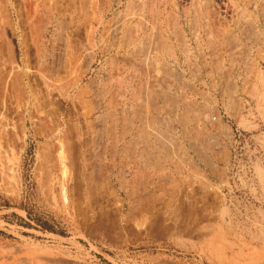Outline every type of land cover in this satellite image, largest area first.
I'll return each mask as SVG.
<instances>
[{"label": "rangeland", "instance_id": "rangeland-1", "mask_svg": "<svg viewBox=\"0 0 264 264\" xmlns=\"http://www.w3.org/2000/svg\"><path fill=\"white\" fill-rule=\"evenodd\" d=\"M115 94L124 140L128 103L199 143L225 111L234 158L206 172L226 194L115 167ZM37 254L264 264V0H0V264Z\"/></svg>", "mask_w": 264, "mask_h": 264}, {"label": "built area", "instance_id": "built-area-1", "mask_svg": "<svg viewBox=\"0 0 264 264\" xmlns=\"http://www.w3.org/2000/svg\"><path fill=\"white\" fill-rule=\"evenodd\" d=\"M245 102H248L247 99ZM119 112L120 104L115 94L112 105L114 131L112 155L115 167H118L125 157L130 168L136 164L149 166L153 159L154 162L160 163L162 171H167L168 174L172 172L174 177L184 174L192 183L203 181L209 186L211 184V188H217L218 192H223L222 195L226 194L225 191L230 188L229 177L225 175V180L215 187L216 184L212 182L213 176L206 172L209 163L212 166L224 162L229 165L234 158L227 154L223 160L226 153L223 142L229 135L238 138L241 133L238 129L232 128L231 118L225 111L216 112L209 118L208 122L212 125L211 135L204 143H199L196 136L185 134L178 124L182 123L181 119L172 120L163 109L153 117H148L146 112L137 116L132 103H128L126 120L128 135L124 140L121 136Z\"/></svg>", "mask_w": 264, "mask_h": 264}, {"label": "bare ground", "instance_id": "bare-ground-1", "mask_svg": "<svg viewBox=\"0 0 264 264\" xmlns=\"http://www.w3.org/2000/svg\"><path fill=\"white\" fill-rule=\"evenodd\" d=\"M144 5V4H143ZM196 5V4H195ZM196 7V6H195ZM136 26V25H135ZM159 26V25H158ZM183 48V47H182ZM146 108V107H145ZM147 109H148V107H147ZM146 111V110H145ZM138 112V111H137ZM148 112H149V110H147V114H148ZM138 113H141V111L140 112H138ZM137 113V114H138ZM150 113V112H149ZM150 117V116H149ZM125 122H126V120H125ZM122 123H123V121H122ZM63 157V156H62ZM123 160V159H122ZM123 164V163H122ZM126 164V163H125ZM151 169V168H150ZM153 170V169H152ZM143 171H145V170H143ZM160 171V170H159ZM157 172V171H156ZM143 173V172H142ZM161 173V172H160ZM162 175H163V173H161ZM169 177V176H168ZM161 178H164V177H161ZM161 178H160V181H161ZM165 182V181H164ZM226 214H228V212H226V209H223L222 210V215L224 216V215H226ZM11 253V252H10ZM53 255V254H52ZM61 257V256H60ZM49 258H51V257H49ZM49 258H47V257H44L43 255H39V254H37V255H35V257H34V262H35V264L37 263V264H75L74 262H72V261H69V260H52V259H49ZM33 260V259H32ZM31 260V261H32ZM31 263V262H30ZM31 264H33V263H31Z\"/></svg>", "mask_w": 264, "mask_h": 264}]
</instances>
